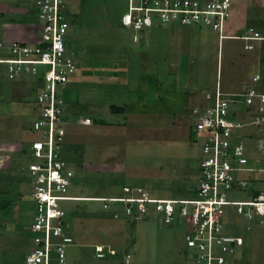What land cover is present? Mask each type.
Segmentation results:
<instances>
[{"label":"rangeland","instance_id":"rangeland-1","mask_svg":"<svg viewBox=\"0 0 264 264\" xmlns=\"http://www.w3.org/2000/svg\"><path fill=\"white\" fill-rule=\"evenodd\" d=\"M89 1L95 6L88 5L87 3L91 4ZM234 1L233 6L239 5L241 1H244V6L246 0H236L237 3ZM252 2L253 0H249L248 5L246 3L243 8L246 25L254 26L264 34V0ZM31 3L32 0H0V47L14 42H34L38 21L32 14ZM65 4V18L69 25L68 0ZM82 4L81 11L86 17H81V20L87 26H92V29L84 32V24L77 20L79 28L72 35V39L67 35L66 48L73 53L76 66L81 64L87 73L79 72L82 66L76 67L72 78L60 89L65 120L61 153L73 171L72 193L81 196H119L122 194L121 186L129 184L139 185L155 197L191 198L193 193L190 185L197 180V158L200 157L199 141L194 140L192 126L200 116L199 113L209 106L201 107L198 99H203L206 91L213 93L217 78L218 83H227L228 91L222 90L220 85L219 89L231 95L245 91L240 90L242 85H236L240 80L254 85L250 74L255 67L258 66V70L264 73L260 62L262 48L245 51L243 41L239 39H223L219 45L216 31L204 25L195 27L202 39L198 48L201 52L195 53V46L188 45V57L182 55L179 61L177 59L180 66L176 64L174 70L167 72H160L164 70L160 68L156 82L162 83L163 87L159 86L160 92L157 95L161 96L156 101L153 112L161 113V117L153 118L143 111L142 106L137 105L146 98L139 97V89L144 90L140 87H149L153 79L145 64L142 70L137 65L129 66V71L124 73L125 80L116 86L119 78L113 73L105 75V72H100L105 75L100 78L93 71V67L99 62L107 66V60L112 58L121 63L122 59L125 61L131 57L133 49L145 47L144 44L136 46L131 38L128 41L130 31L133 33V30L121 24L117 27L120 17L127 11V1L82 0ZM92 11L93 14L87 15ZM103 15L113 21L115 28L101 27ZM154 25L164 24L153 23L147 27L148 37L152 35L153 38L155 33L161 34V31L151 28ZM151 30L153 31L150 32ZM114 33L116 37L120 34L117 54H113L112 49ZM162 33L165 35L166 32ZM160 39L163 40L164 37ZM163 41L164 43H159L166 46L167 43ZM166 41H169L168 38ZM185 41L188 44L187 37ZM82 44L85 49L83 55L79 53ZM187 53L189 52L182 54ZM228 55L231 59L229 65ZM246 55L255 64L254 69L247 67L236 70L235 64L243 61ZM125 62L121 63L122 67ZM4 73L0 69V264L2 260L5 261V255L10 256L7 251L13 247L24 264L25 254L33 247L29 227L34 215L27 173L31 158L24 151L28 149L31 140L38 137V132L32 129V122L38 114L35 97L39 88L35 82L36 76L26 70L20 74L13 73L12 78H8L7 72ZM263 87L262 79L258 80L255 88L260 91L264 90ZM124 102L133 103L131 108L138 110L135 112L138 118L142 114L145 120H137L135 115L129 118H114L110 115H123L124 109L120 105ZM147 102L148 100L144 103ZM149 104L150 107L153 106L151 96ZM253 109L254 107L251 110ZM172 113H175L174 119H171ZM235 114L237 120L246 124L238 131L252 134L255 141L247 136L244 138L247 145V166L253 169L241 173V178L246 181L244 187L233 189L228 197L252 200L253 194L264 195V111H258L257 108L254 112L249 111L246 119L241 111H236ZM256 118H260L258 124H255ZM115 124L119 127H114ZM256 125L259 126L255 127ZM173 167L176 169L173 170ZM103 204L96 200H77L63 205L68 210L66 232L71 236L86 237L101 243L102 252L106 253L103 259H92L89 255L91 247L72 244L66 248L67 264H89L79 260L74 262L73 255L85 250L89 252L87 256L90 258L87 259L95 264H191V256L194 255L190 248H184L182 239L184 221L167 224L159 222L149 207L144 216L135 222L132 217L122 213L121 205L108 203L107 207H103ZM235 208L229 205L224 213L225 229L235 237L232 264H264V214L260 216L254 208L247 206L242 213L248 217L252 214L251 219H247L246 215L236 214ZM74 215V224L71 225L68 220ZM138 231L144 232L145 236V245L138 249L144 251L143 254L136 251L139 247ZM95 249L94 247V252ZM127 254H130L128 263L125 261Z\"/></svg>","mask_w":264,"mask_h":264},{"label":"built area","instance_id":"built-area-1","mask_svg":"<svg viewBox=\"0 0 264 264\" xmlns=\"http://www.w3.org/2000/svg\"><path fill=\"white\" fill-rule=\"evenodd\" d=\"M65 1L32 0V14L38 21L34 42H14L0 47V69L4 74L7 72L8 78H12L13 73L26 70L36 76L39 88L35 97L38 114L32 122L38 137L25 149L31 158L27 173L34 215L29 227L33 247L25 255L24 264H67L66 248L74 243V239L66 232L68 210L63 205L83 197L70 193L73 171L61 153L65 120L60 89L69 82L77 67L73 53L66 48L69 25L65 18ZM126 1L127 11L120 17V23L133 30V41H138L142 32L153 23L204 25L216 31L219 40L226 37L242 40L244 50L261 47L264 68V34L252 26L242 33L225 34L233 0ZM261 79L256 73L252 78L254 85L241 93H225L217 84L213 93L206 95L210 104L199 113L192 126L201 156L196 168L197 180L190 185L191 198H160L140 186H124L121 195L102 197L103 207L108 203L121 205L122 213L135 222L149 207L159 222L184 221L182 239L184 248H190L194 255L191 264H232L236 244L234 235L225 229V208L236 207V214L244 215L247 206L256 211V199L262 197H253L248 204L243 203L248 200L228 197L233 189L244 187L246 181L241 178V173L253 169L247 166L245 136L238 131L246 124L235 119V112L247 113L249 107L264 111V90L255 88ZM256 119L255 124H258L260 118ZM246 216L251 219L252 214ZM94 247L95 257L106 256L102 247ZM129 259L130 254H127L126 263Z\"/></svg>","mask_w":264,"mask_h":264},{"label":"crops","instance_id":"crops-1","mask_svg":"<svg viewBox=\"0 0 264 264\" xmlns=\"http://www.w3.org/2000/svg\"><path fill=\"white\" fill-rule=\"evenodd\" d=\"M84 1H86V0H84ZM94 1H98V0H94ZM89 2H91V4L90 3H87L88 5H90V6H93L94 5V3L92 1H89ZM248 2H249V0H246L245 1V5H246V3L248 5ZM255 2H256V0H253L252 3H255ZM68 3H69V7H68V11L69 12H67V13L69 14L68 15L69 16L68 17L69 18V28H68V31H67V35H69L71 37V39H72V35L75 34L76 29L79 28V24L77 23V20L80 23L84 24L83 25L84 32L87 29H92V26L91 27L90 26H87L81 20V17H86V15L84 14V12L81 11V7L83 6L82 0H68ZM234 3H237V1L235 0ZM242 3H244V1H241V3L239 5L238 4H234V6L232 8L231 18L227 21L226 26H225V30H226L225 31V34L226 35L234 34V33H242V30H243L244 27L250 26V25H246V20H245L246 13H244L245 11L243 10V8H244L245 5L242 6ZM93 12L94 11H92V13L89 12L87 15L93 14ZM102 18H103L101 20V23L102 24H100L101 27H103L105 29H108L107 27H109V26H113L114 27L113 21L105 18L104 15H103ZM120 24L121 23H120V19H119L118 24H117V27ZM180 26H182V25H175V24H169V23L164 24V25H154L151 28H155V30H157L158 32L161 31V34L155 33V35L153 36V38H151L152 35H151V37H148L147 34H146V33H148V31H146V30H148V29H145V31L142 32V34H141L140 38L138 39V41H133L132 32L130 31V34L131 35L128 38V41H130V38H131V41L136 46H138L139 44H144V46H145L144 49H141L140 47L139 48L136 47V49H133V52H131V57L132 58L131 57L130 58H126L125 59L126 62L124 61V59L121 60V63L125 62L124 65H123V67H122L121 63H118L117 60L112 59V58H109V60H107L108 61V64H106L107 66L102 65L99 62L98 64H96L93 67V71L95 73H97L100 78H104L107 73H113L117 79L119 78V81H117L116 84H115V86H116L118 83L123 82L125 80V74L124 73H126V72L129 71L128 70L129 66L136 67V65H137L142 70L143 69L142 68L143 67V64H145V66L147 67L146 69L148 70V72L151 75V77H153L152 80H154V82H152V80H151L150 83H149V87H147V88L145 86L144 87H140V88H142L144 90L139 89V93H138L139 97H146L147 99L145 98L142 103L137 104V105L142 106L143 107V111H146L153 118L158 117V119H159V117H161L160 116L161 113H159V114L154 113L153 110H155L154 107H155L156 101L159 100V97L161 96V95H157V93L160 92L159 86L163 87V84L162 83L157 84V82H156V77L159 76V70H160V68H163L164 69L163 71H160V72H167L168 70H174L176 68V66H177L176 64H178L180 66L179 62H177V59L179 61L180 60V57L182 55L188 57V55L190 54V51H189L190 50V47H188V45L191 46L193 44V46H195L194 47L195 48V51H196L195 53L200 54L199 52H201L198 49L201 46V42H202V39L199 37L198 31H197L198 28H195V27H185V26L184 27H180ZM85 27H87V28H85ZM255 29H257V28H255ZM152 31L153 30H151L150 32H152ZM162 32H166L165 35ZM113 36H112V39L114 38L112 40L113 41V44H112L113 47H112V49H114L113 54H117L119 52V49H118V46L119 45L118 44L120 42L118 41V38H119L120 34L116 37V33H114ZM162 37H164L163 40H165V42L167 43L166 46H163L162 44L159 43L160 41L164 43V41L162 39H160ZM186 37L189 40L188 44L185 41V38ZM158 38L160 39V41H159ZM167 38H168L169 41H166ZM223 39H231V40H234L233 38H228V37L223 38ZM220 41L221 40H219V38H218V44L219 45L221 43ZM84 50H85L84 49V45L79 47V53L80 54L83 55ZM186 51H188L189 53L182 54L183 52H186ZM245 51H247V50H245ZM248 51H254V50H248ZM125 54H120V55L125 56ZM254 55H255V57L257 56L256 53ZM145 57H146V60H145ZM229 57L230 56L228 55V65L231 63V59ZM141 60H142L143 63L141 62ZM144 62H146V63H144ZM197 62H198V59H197ZM260 62L262 63L261 58H260ZM130 63L132 65H130ZM172 63H174V65H172ZM232 63H233V61H232ZM170 64H171V66H169ZM166 65H168V67ZM80 66H82V65L79 64L78 67H80ZM247 67L248 68L253 67V69L255 67V64L254 63H251L250 59L248 60V55H246V57L244 58L243 61H238L235 64L236 70H241V68L244 69V68H247ZM82 69H83V66H82V68L80 69L79 72H82L83 74L84 73H87L85 71V69H83L84 71ZM179 70L180 69H178V71ZM250 70H252V68H250ZM100 72H105L104 73L105 75L104 74H101ZM256 73H259L260 74V77L262 78V84L264 86V82H263L264 73H262V72H260V70H258V66H256L255 67V70L251 72V74H250V76H252L251 78H253V76ZM86 75L84 77H86ZM117 75H119V77ZM217 79H219V78H217ZM217 79H216L215 87L218 84V85H220V87H221L222 90L223 89H226L227 90V85H226L227 83H225L223 81H220L218 83ZM151 83H152V86H150ZM234 84H235V82L233 83V85ZM239 84L242 85V87ZM256 84H258V83H256ZM256 84H255V86H256ZM236 85L241 87L240 90H246V89H248L251 86V85H249V83L247 81L246 82H242L241 80L238 81V83L236 82ZM263 89H264V87H263ZM206 93L207 94H212L211 92L209 93L208 91L205 92V95H207ZM226 93H229V92H226ZM205 95H204L203 99H201V98L198 99L199 105L201 107L203 105H209L210 104V100L207 99V97ZM150 96L152 97V101H153V106H151V107H150V104H149ZM146 100H148L147 104L144 103ZM160 100H162V97H161ZM131 105H133V103H131V102H124L122 105H120L124 109L123 115L122 114L120 115V113H110V115H112L114 118H119L120 116H122L123 118L124 117L125 118H129V116L135 115V118L137 120L144 119V117H143L142 114L138 118L137 113H135L138 110L137 109H132L131 108ZM117 107H119V105H117ZM174 115H175V113H172L171 119L172 118L174 119ZM175 118H176V116H175ZM80 123H82V124H88V123H83V122H80ZM116 126L119 127L117 124H115L114 127H116ZM250 139L254 141V138H250ZM244 142H245V145H246V140H244ZM246 148H247V145H246ZM200 155H201V152H200ZM199 158H197V159L199 160ZM172 169L174 170L176 168L173 167ZM261 176H262V174H261ZM248 182H247V184H248ZM124 186L136 187V186H139V185L124 184L121 187L123 188ZM122 188H121V191H122ZM72 190H73V188L70 187V193L71 194H73L72 193ZM104 196L105 195H103V196L85 195V196L82 197L83 198L82 200L83 201H85V200L86 201H95V200H91V199H94V198H102ZM253 196H254V194H253ZM253 196H252V198H253ZM256 196H262V197H264L263 194H259V193L256 194ZM165 198H168V197H165ZM74 217H75V215L73 217H71L70 220H68L71 223V225L74 224V221H73V218ZM84 228L89 231V228L87 226H85ZM140 231H142V230H140ZM137 236H138L137 242H139V244H138L139 247H137L136 251L143 254L144 251H140L138 249L140 247H142V245H145V242L146 241H145V238H144L145 237L144 236V232L139 233V231H138L137 232ZM72 238L74 239V241H76L75 243H73V245L74 244H77L75 246H78V244H79L81 246L91 247L92 248V251H91L90 254H89L88 251L86 252V250L85 251H82L81 253H78L77 252L76 254H74L73 255V258L75 257L74 258V262L75 261L77 262L79 260V261H82V262H85V263L95 264L92 260L87 259V258H90V257L87 256V254L91 255L92 259L98 258V257H95V255H94L95 252L93 251V248H94V246H102L101 243H98L96 241H91L90 239H88L86 237L81 238L79 236L72 235ZM86 239H88V240H86ZM7 252L10 253V256L6 257V255H5V257H4L5 258L4 259L5 261L2 260V264H23L22 260H20V258L17 256L16 249L14 247L12 249H9ZM77 257H78V259H77ZM84 259H86V260H84ZM99 259H103V258H99ZM68 264H72V262L71 263L68 262Z\"/></svg>","mask_w":264,"mask_h":264},{"label":"bare ground","instance_id":"bare-ground-1","mask_svg":"<svg viewBox=\"0 0 264 264\" xmlns=\"http://www.w3.org/2000/svg\"><path fill=\"white\" fill-rule=\"evenodd\" d=\"M85 123H88V122H85ZM77 199L82 200L83 198L79 197ZM91 200L102 201L103 199L102 198H94ZM263 200H264L263 197H258V199H256V201H258V202L256 203L257 208H255V209L261 215L264 214V202H263ZM250 202L251 201L248 200L247 202H243V203L248 204Z\"/></svg>","mask_w":264,"mask_h":264},{"label":"trees","instance_id":"trees-1","mask_svg":"<svg viewBox=\"0 0 264 264\" xmlns=\"http://www.w3.org/2000/svg\"><path fill=\"white\" fill-rule=\"evenodd\" d=\"M231 8H233V5H231ZM230 18H231V17H230ZM230 18H229V19H230ZM247 27H249V26H247ZM247 27H246V28H247ZM252 27H253V26H252ZM241 41H242V40H241ZM77 67H78V66H77ZM252 108H253V107H249V111L254 112V111H255V108H254L253 110H251ZM249 111H247V113H244V112H243V114H245V119L249 116V114H248ZM241 112H242V111H241ZM235 119H236V118H235ZM257 126H259V125H256L255 127H257ZM241 134H242L243 136H245V137L247 136V137H249V138H253V135H252V134H251V135H248V134H244V133H242V132H241ZM200 156H201V155H200ZM197 161H198V159H197ZM255 196H256V194H255L253 197H255ZM66 219H67V218H66Z\"/></svg>","mask_w":264,"mask_h":264},{"label":"clouds","instance_id":"clouds-1","mask_svg":"<svg viewBox=\"0 0 264 264\" xmlns=\"http://www.w3.org/2000/svg\"><path fill=\"white\" fill-rule=\"evenodd\" d=\"M243 32V31H242ZM256 197H258V196H256ZM260 216H262V215H260Z\"/></svg>","mask_w":264,"mask_h":264},{"label":"water","instance_id":"water-1","mask_svg":"<svg viewBox=\"0 0 264 264\" xmlns=\"http://www.w3.org/2000/svg\"><path fill=\"white\" fill-rule=\"evenodd\" d=\"M72 96V95H71ZM25 152V151H24Z\"/></svg>","mask_w":264,"mask_h":264}]
</instances>
